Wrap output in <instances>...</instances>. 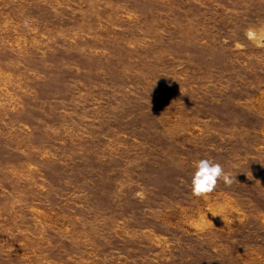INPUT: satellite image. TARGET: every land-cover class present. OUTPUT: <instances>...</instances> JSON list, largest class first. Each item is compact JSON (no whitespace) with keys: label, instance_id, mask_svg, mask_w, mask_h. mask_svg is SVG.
<instances>
[{"label":"rangeland","instance_id":"rangeland-1","mask_svg":"<svg viewBox=\"0 0 264 264\" xmlns=\"http://www.w3.org/2000/svg\"><path fill=\"white\" fill-rule=\"evenodd\" d=\"M264 0H0V264H264ZM234 178L191 193L196 161Z\"/></svg>","mask_w":264,"mask_h":264},{"label":"clouds","instance_id":"clouds-1","mask_svg":"<svg viewBox=\"0 0 264 264\" xmlns=\"http://www.w3.org/2000/svg\"><path fill=\"white\" fill-rule=\"evenodd\" d=\"M246 38L257 48H264V31L249 28ZM195 171L191 177V193L193 196L202 198L211 194L217 187L218 182L223 181L226 186H231L234 178L225 172L223 166L208 158L195 162Z\"/></svg>","mask_w":264,"mask_h":264}]
</instances>
